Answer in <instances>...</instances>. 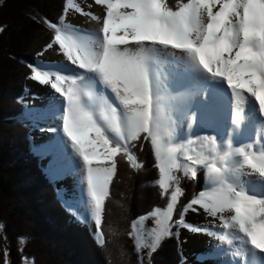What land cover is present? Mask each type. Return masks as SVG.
Returning a JSON list of instances; mask_svg holds the SVG:
<instances>
[{
    "label": "snow or ice",
    "instance_id": "1",
    "mask_svg": "<svg viewBox=\"0 0 264 264\" xmlns=\"http://www.w3.org/2000/svg\"><path fill=\"white\" fill-rule=\"evenodd\" d=\"M94 3L106 10L102 17L86 12L75 0H66L60 22H48L54 35L45 48L57 47L68 67L75 66L83 72L64 74L30 66V79L49 86L66 100V112L60 114L61 135L66 136L71 149L82 158V180L86 183L98 244H104L100 227L109 185L118 169L117 158L124 157L131 167L140 168L133 149L143 139L159 158L158 186L162 195L170 198L164 219L158 222L160 230L150 245L152 251L163 238L176 234L171 231L173 226L215 235L184 218L188 212L202 210L213 220H220L224 228L238 233L233 238L222 235L219 239L229 245L238 239L264 253V198L249 194L246 187L238 190L228 178L230 158L242 157L237 171L246 166L250 173L241 172V176L255 174L264 181V150L257 153L252 144L235 148L229 138L222 152L214 135L188 139L186 144H169L173 132H168L167 140L162 136L160 109L166 94L175 113L168 124L181 129V112H186L191 120H196L201 112L215 119L223 106V97L215 88L220 82L226 84L235 100V116L229 115L234 126H240L248 118L245 106L249 102H256L258 112L264 115V0H175L174 5L169 0H94ZM72 11L99 21L100 39H92L78 27L65 23ZM165 53L171 58L173 70L172 80L167 84L161 82L156 72V61ZM86 80L89 89L93 81L96 83L100 95L85 91L81 85ZM109 92L116 104L109 102L105 94ZM35 111L36 115L29 118L47 119L52 114V105ZM187 129V133L181 130L177 136L191 135V123ZM260 138L264 141V129ZM197 144L199 151L193 147ZM205 145L207 151L203 150ZM41 148L44 154L53 157L48 168L50 179L69 174L56 138ZM178 157L190 163L181 164ZM200 170H206L213 186L190 199L180 217L173 220L184 195L179 186L181 176L176 173L195 180ZM241 183L246 181L241 179ZM225 213L231 215L224 217ZM131 227L130 235H134L137 223L133 221ZM235 255L239 258L240 252Z\"/></svg>",
    "mask_w": 264,
    "mask_h": 264
},
{
    "label": "trees",
    "instance_id": "2",
    "mask_svg": "<svg viewBox=\"0 0 264 264\" xmlns=\"http://www.w3.org/2000/svg\"><path fill=\"white\" fill-rule=\"evenodd\" d=\"M175 4V0H169ZM66 0H2L0 5V264H140L130 235L132 223L167 209L169 196L158 186L155 151L143 139L134 153L140 168L118 157L109 185L99 245L92 228L59 199L43 156L34 149L33 121L20 102L28 90L30 66H39L53 37L48 22L59 23ZM65 22V21H64ZM61 26H63L61 24ZM204 171L184 178V195L174 211L205 189ZM206 175V174H205ZM141 221V222H142ZM154 251L150 264H183L179 229Z\"/></svg>",
    "mask_w": 264,
    "mask_h": 264
},
{
    "label": "rangeland",
    "instance_id": "3",
    "mask_svg": "<svg viewBox=\"0 0 264 264\" xmlns=\"http://www.w3.org/2000/svg\"><path fill=\"white\" fill-rule=\"evenodd\" d=\"M90 1L94 3V1H92V0H75V2L79 3L81 6H83V4L87 5V7L85 9L86 12H88L90 9H92V5L90 4ZM88 5H91V7H88ZM93 6H94V4H93ZM105 12H106V10L104 11V14H105ZM77 15L78 14L75 13L74 11L69 12L67 14V19L65 20V23H68V24L73 25V26L77 25L78 24L77 23L78 21L76 20ZM84 27L85 26L81 27L80 29L83 32L88 33L87 29ZM90 38L93 39V37H90ZM58 54H59V51H58L57 47L54 46L52 49H48L46 51V53L43 55V58L40 59L39 67H41L45 70H51L53 72L62 71V73H64V74H67V72L72 73V74H79V73L83 72V70L75 69V66L68 67V62L66 61V58L61 55V57H60L61 59H59ZM170 59L171 58L167 57V54L165 53V54H160V56L158 57V59L156 61V72L159 75V77L161 76L160 77V79L162 78L161 82L165 83V84L170 83L172 80V77H173L172 65L169 63ZM166 65L170 66L171 68L167 69L168 67ZM163 68L167 69L166 72L163 70ZM164 72L166 74L169 73V75L167 74L165 78H164V74H163ZM92 83L95 84L96 91L98 92V86L96 85V83L94 81ZM28 85L29 86H28V90L26 92V95L21 100L23 103L27 104V109L30 112L31 116L36 115L35 110L43 109L45 107V105H49V104L52 105V114L49 116V118H47V119H32L31 118L33 121V127H34V132H33V138H34L33 143L35 145L34 149H36V151L38 150V152L43 156V161L41 164H43V166L46 165L45 169L48 171V167H49L48 165H49V163L53 157H52V155L44 154V150L41 148V146L50 144V142L52 141L53 138H56L60 142V145L63 149L62 159H63L65 165L68 167L69 174H66L62 178L59 179L60 181L62 180L61 183H58L57 180L51 179L52 182L54 183L55 191H56L59 199L65 204V206L69 210L76 211L80 215V219H83V221H85L86 224H88L92 228V230L95 234L96 233V227H95L94 220L91 217L90 205L88 203L89 198L87 197L86 183L83 182V180H82V177H83V161H82V158H79L74 153V150L71 149L70 143L67 141V138H63L61 135L62 118H61L60 114L63 112H66V100H64L58 94H55L54 90H52L49 86L41 85L39 82H36L32 79L29 80ZM215 88L220 93V95L223 97V101H225L227 103V106H223V108L221 109V111L219 113L220 115L224 114V115H221V117L222 118L226 117V119H225L226 121L220 123V125L217 126V123H216V121L218 122L217 117L215 119H210L208 117V115L203 112V118H204L205 122H203L201 124V130L200 131H194V133L192 135L179 136V137L177 136V133L180 132L181 130L184 133H187V131H188L187 125H188V123H190V118H186L184 121L185 129L187 131H184L183 129H181L177 125L169 126L168 120L170 117L174 118V115L171 114V111L173 113H174V111H173V109L171 110L170 108H167L168 106L166 104H164V101L161 102V104H160L161 117H162L161 134L167 140L168 132L170 130L173 132L171 140H168L169 144H172V143H184V144H186L188 139L197 140L199 137H203V136H207V135H213V133H214V136L217 137V143H218V145L221 146L222 152L226 150L225 142L229 138H231L233 140V145L235 148H239L242 146L247 147L249 144H251V137L249 138L248 135L250 134L253 136V132L249 131V130L247 131V129L246 130L244 129L247 127V124H248L247 119L251 118V116H248L249 113L252 112L253 114H255L256 117L254 119L260 124H262V120H264V115H261L258 112L257 103L254 101L249 102L245 106V110H246V108L248 109L247 111H245L248 118L246 119V121L244 123H242L243 125L241 124L240 126H234L232 123V120L229 119L230 114L233 117L235 116V110H236L235 109V100H234V98L230 97V89L227 88L225 83H220V82H217L215 84ZM91 91L94 92L92 87H91ZM107 95L109 96L108 100L110 103H113V104L117 103L110 92L107 93ZM36 99H39L40 102H37L35 104ZM31 101H33V102H31ZM34 105H35V107H34ZM117 106L122 107L119 105H117ZM63 108H64V110H63ZM53 116L55 118H53ZM222 118H221V120H223ZM219 120H220V117H219ZM206 122H207V124H206ZM261 129H264V127H262L260 125V130ZM238 133H240V134L238 135ZM241 137H243V138H241ZM254 139H255V143L252 142L253 143L252 145H254V148L256 147L255 148L256 151H257V148L263 150L264 147L261 148L260 144L264 143V141L260 142L261 140H258L257 136ZM193 147H195L198 151L201 150L199 144L194 145ZM134 150H135V148L133 149V151ZM203 150L204 151L208 150L207 145L204 146ZM257 153H259V152L257 151ZM178 159H179V162L181 164H189L190 163V162L186 161L183 157H178ZM156 162H157V166H159V158L158 157H156ZM242 163H243L242 157L230 158L228 164H229V167L231 170L228 173V178L232 183H233V179H234V175L232 172L235 171V168L237 166H241ZM70 170H72V171H70ZM202 171H204L203 177L205 176V180L207 181L205 190H209V188L212 187L213 184L211 181H209L207 179L206 170H200L199 173ZM178 174H181V173H178ZM242 177H243V179L246 178V176H242ZM245 180H247V179H245ZM249 181H250V179H249ZM236 186L238 187V190H239V187H246L248 192L251 190H257L258 192L261 193L262 198H264L263 181L261 184L256 182V185L253 188H251L249 186H243V185H240V186L236 185ZM169 191H171V189ZM166 212H167V209L163 212H157V213L152 214L151 216H148L146 218V220L145 219L143 221L141 220L142 222L139 221V223H137V229L135 231V234L129 235L128 238H130V236H131L132 240H133L132 242H134L136 252L140 258V264H150L152 255L154 253V251L151 250L150 245L152 244V242L155 239V236L157 235V233L160 230L161 225L158 222L163 221L164 213H166ZM189 214H190V216H189ZM223 215L228 217L229 213H225ZM184 218L189 224H191L193 226H202L201 225L202 220L209 222L208 220H205L206 219L205 217H203L202 219L197 218V217L192 218L191 212H188ZM206 228H209V230H210V228H215V229L219 230V233H221L220 236L228 235L230 238H233V237L238 235V233L235 229H228V228H224V227H222L221 229H218L214 226L212 227L211 225H208ZM150 229L152 231H149ZM185 231H186V229H184L182 227L179 228V236H181V238L183 237ZM132 232H133V230L131 231V233ZM179 236H178L179 245H180V248L181 247L183 248L184 252H182V251L181 252H182V256L185 259L186 264H189V263L190 264H232L233 261L235 262V264H241V261L244 262L245 258L249 257V255H247L246 251L247 250L250 251L251 247L249 248V245L242 243L238 239H234L232 245H229L227 243V241H223L220 239L221 240L220 243H225V247H224V245H221L222 247H220V248H222V250L224 252L222 250L217 249V253H215V251L213 249H209L208 242H210V241H208L206 239H201V240H204L203 242H205L206 244L190 245L191 244L190 243L189 245H187L184 243L183 238L180 242ZM202 236L206 237L208 235H205V233H202ZM95 238L98 241L99 237L97 236ZM167 238L168 237L163 238L158 244H156L155 250L157 249L159 244L164 239H167ZM212 241H213V239L211 240V242ZM138 244L140 247V251H137V245ZM0 245H1V242H0ZM237 251L240 252L239 258H237L235 255V253ZM263 255H264V253H261L260 256H256L257 262L259 264H264V256ZM256 259L254 261H256ZM6 264H8V262H6ZM24 264H33V263L29 260H25Z\"/></svg>",
    "mask_w": 264,
    "mask_h": 264
},
{
    "label": "bare ground",
    "instance_id": "4",
    "mask_svg": "<svg viewBox=\"0 0 264 264\" xmlns=\"http://www.w3.org/2000/svg\"><path fill=\"white\" fill-rule=\"evenodd\" d=\"M92 1H94V0H92ZM90 4L92 5V9H90L88 12H92V13H94L95 15H97V16H103L104 15V11H105V9L102 7V6H99V5H96L95 3H93V2H91L90 1ZM93 4H94V6H93ZM83 7H84V9H86V7H87V5L86 4H83ZM76 20L78 21L77 23V25H74V26H76V27H78L79 29L81 28V27H83V26H85L84 28H86L87 29V31H88V34H89V36L90 37H93V39L95 38V39H100V32H99V29L101 28V23L99 22V21H97V20H92V19H90L88 16H83V15H80V14H78L77 15V18H76ZM83 28V29H84ZM58 56H59V59H61L60 57H61V55L60 54H58ZM54 59V58H53ZM162 62V61H161ZM168 68L167 69H170L171 67L170 66H168V65H166ZM167 69H164L163 68V70L166 72V70ZM163 73L164 74V78L166 77V75L168 74L169 75V73ZM67 74H72V73H68L67 72ZM161 77V76H160ZM162 79V78H161ZM88 85H89V82L86 80L85 82H84V84H82L81 86L85 89V91H88V90H91V88L89 89V87H88ZM91 87L93 88V90H94V95H100V93L99 92H97L96 91V88H95V84H93V83H91ZM106 95H107V93H105ZM107 97L109 98V96L107 95ZM35 101V100H34ZM162 101H164V104H166L168 107L167 108H170L171 110L173 109V111H174V105H173V102H170L168 99H167V96H166V94H164V99L162 100ZM31 102H33V101H31ZM37 102H40V100L39 99H36V101H35V104L37 103ZM165 105V106H166ZM223 106H227V103L225 102V101H223ZM223 106H222V108H223ZM34 107H35V105H34ZM257 109H258V107H257ZM170 110V111H171ZM248 109L246 108V110L245 111H247ZM171 114L172 115H175V113H173L172 111H171ZM221 115H224V114H221ZM221 115L220 114H218V116H217V119H218V122L216 121V123H217V126L218 125H220V123H222V122H225L226 120V117L225 118H222L221 117ZM226 116V115H225ZM248 116H251V120L250 119H247V121H248V124H247V127L246 128H244L245 130L247 129V131L249 130V131H252L253 132V136L252 135H248V137L250 138L251 137V144H253V143H255V137L257 136L258 137V140H261V138H260V136H261V130H260V125L262 126V127H264V120H262V124H260V123H258L254 118L256 117V115L255 114H253L252 112H250L249 113V115ZM180 117H181V121H182V129L184 130V131H187L186 129H185V125H184V121H185V119L186 118H189L188 117V114L186 113V112H181L180 113ZM219 117H220V120H219ZM221 118L223 119V120H221ZM250 120V121H249ZM203 122H205L204 121V118H203V112H201V113H199L198 114V117H197V119L196 120H191L190 119V123L192 124V133H191V135L194 133V131H200L201 130V124L203 123ZM206 124H207V122H206ZM243 125V124H242ZM232 126V125H231ZM181 128V127H180ZM249 128V129H248ZM220 130V129H219ZM247 133V132H246ZM257 133V134H256ZM240 133H238V135H239ZM213 135H214V133H213ZM244 135V134H243ZM247 136V135H246ZM241 138H243V137H241ZM253 142V143H252ZM260 142H262V140L260 141ZM250 145V144H249ZM256 148V147H255ZM253 149V150H255L256 151V149ZM261 149H259V148H257V151L259 152ZM263 150H264V148H263ZM66 162V161H65ZM238 167H241V166H237L236 168H235V171H233L232 173H233V175H234V179H233V183H234V185H243V186H249V187H251V188H253L255 185H256V182H258L259 184H261L262 183V180H260L259 179V177L258 176H256L255 174H249V175H247L246 176V178L245 179H247V180H245V179H243V177L241 176V172H243V173H250V170L245 166V167H242L241 168V171L240 172H238L237 171V168ZM70 171H72V170H70ZM241 179H243L244 181H246V183H241ZM249 179H250V181H249ZM57 181H58V183H61L62 182V180L60 181L59 179H56ZM263 185H264V181H263ZM249 190V189H248ZM249 194H255V195H257V197L258 198H262V195H261V193L260 192H258L257 190H251V191H249ZM83 199V198H82ZM205 214H204V212L201 210V211H198V212H191V216H192V218L193 217H197V218H200V219H202L203 217H205L206 219L205 220H208L209 222H207V221H204V220H202L201 221V227H203V228H206L208 225H211L212 227L214 226V227H216V228H218V229H221L222 227H223V225H222V223H221V221L220 220H213V218H211V217H209V216H204ZM231 215V213H229V216ZM189 216H190V214H189ZM224 216V215H223ZM224 217H226V216H224ZM209 229V228H208ZM210 231L211 232H214L215 233V235H209V234H205V235H208V236H202V233H193V232H191V231H188L187 229H186V231H185V233H184V235H183V240H184V243L185 244H187V245H189L190 243V245H194V244H206L205 242H203L204 240H201V239H206V240H208V241H210V242H208V244H209V249H213L214 251H215V253H217V249H219V250H222V248H220V247H222L221 245H224V247H225V243H220L221 242V240L219 239V237H220V234L221 233H219V230H217V229H215V228H210ZM204 237V238H203ZM217 237V238H216ZM213 239V241L211 242V240ZM218 240V241H217ZM207 244V245H208ZM249 248H250V246H249ZM248 248V249H249ZM225 249V248H224ZM188 250V249H187ZM223 251V250H222ZM224 252V251H223ZM247 252V255H249V257H247V258H245V260H244V262H243V264H257L258 262H257V259H256V256H260L261 255V253H258L256 250H254V249H252V248H250V251L249 250H247L246 251ZM264 256V255H263ZM258 258V257H257ZM256 259V261H254ZM184 264H186V262L184 263ZM190 264V263H189ZM259 264V263H258Z\"/></svg>",
    "mask_w": 264,
    "mask_h": 264
},
{
    "label": "water",
    "instance_id": "5",
    "mask_svg": "<svg viewBox=\"0 0 264 264\" xmlns=\"http://www.w3.org/2000/svg\"><path fill=\"white\" fill-rule=\"evenodd\" d=\"M179 239H180V242H181V240H182L181 236H179ZM180 250H181L182 252H184L182 247L180 248Z\"/></svg>",
    "mask_w": 264,
    "mask_h": 264
},
{
    "label": "clouds",
    "instance_id": "6",
    "mask_svg": "<svg viewBox=\"0 0 264 264\" xmlns=\"http://www.w3.org/2000/svg\"><path fill=\"white\" fill-rule=\"evenodd\" d=\"M23 97H24V96H23ZM23 97H22V98H23ZM20 102L23 103L22 100H20ZM23 104H25V103H23ZM25 105L27 106V104H25ZM48 166H49V165H48ZM48 168H49V167H48Z\"/></svg>",
    "mask_w": 264,
    "mask_h": 264
},
{
    "label": "flooded vegetation",
    "instance_id": "7",
    "mask_svg": "<svg viewBox=\"0 0 264 264\" xmlns=\"http://www.w3.org/2000/svg\"><path fill=\"white\" fill-rule=\"evenodd\" d=\"M1 2H2V0H0V5H1Z\"/></svg>",
    "mask_w": 264,
    "mask_h": 264
}]
</instances>
